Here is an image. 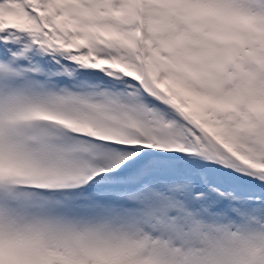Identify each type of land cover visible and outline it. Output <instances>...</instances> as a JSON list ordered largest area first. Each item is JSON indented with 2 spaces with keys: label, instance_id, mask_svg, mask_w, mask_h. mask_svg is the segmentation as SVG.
I'll return each mask as SVG.
<instances>
[{
  "label": "snow or ice",
  "instance_id": "6c2138e0",
  "mask_svg": "<svg viewBox=\"0 0 264 264\" xmlns=\"http://www.w3.org/2000/svg\"><path fill=\"white\" fill-rule=\"evenodd\" d=\"M0 264H264V0H0Z\"/></svg>",
  "mask_w": 264,
  "mask_h": 264
}]
</instances>
